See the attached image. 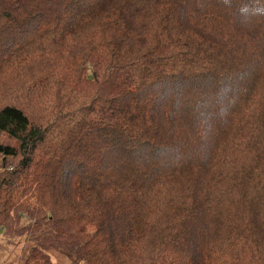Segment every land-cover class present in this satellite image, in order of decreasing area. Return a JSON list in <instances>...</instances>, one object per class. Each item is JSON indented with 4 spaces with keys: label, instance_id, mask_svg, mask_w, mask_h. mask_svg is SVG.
Masks as SVG:
<instances>
[{
    "label": "trees",
    "instance_id": "1",
    "mask_svg": "<svg viewBox=\"0 0 264 264\" xmlns=\"http://www.w3.org/2000/svg\"><path fill=\"white\" fill-rule=\"evenodd\" d=\"M19 264H264V0H0V238Z\"/></svg>",
    "mask_w": 264,
    "mask_h": 264
},
{
    "label": "rangeland",
    "instance_id": "2",
    "mask_svg": "<svg viewBox=\"0 0 264 264\" xmlns=\"http://www.w3.org/2000/svg\"><path fill=\"white\" fill-rule=\"evenodd\" d=\"M10 244L6 239L0 238V264H19L25 254V238L12 239Z\"/></svg>",
    "mask_w": 264,
    "mask_h": 264
}]
</instances>
